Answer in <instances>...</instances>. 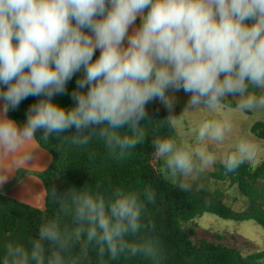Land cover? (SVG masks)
<instances>
[{"label":"clouds","instance_id":"1","mask_svg":"<svg viewBox=\"0 0 264 264\" xmlns=\"http://www.w3.org/2000/svg\"><path fill=\"white\" fill-rule=\"evenodd\" d=\"M138 16L141 24L129 34ZM81 69L71 94L75 106L54 103ZM0 85L6 86L0 88V162L26 166L37 130L46 140L73 127V143L86 145L98 135L123 156L146 139L140 122L148 103L159 99L171 110L169 90L191 94L187 109L203 105L214 112L228 97L237 98L241 110L264 109V0H0ZM29 96L40 99L21 126L7 114ZM232 127L227 117L205 119L195 129L196 143L158 137L154 155L173 175L202 172L216 162L208 145L223 144ZM258 151L240 136L222 159L225 170L256 160ZM7 179L0 175V184ZM52 195L61 206L70 202L75 232L48 220L29 245L7 244L2 264H79L73 236L82 240L83 256L92 246L100 257L158 262L155 225L144 222L139 192L117 188L105 198L72 188L58 197L53 188ZM143 195L154 201L151 190Z\"/></svg>","mask_w":264,"mask_h":264},{"label":"trees","instance_id":"2","mask_svg":"<svg viewBox=\"0 0 264 264\" xmlns=\"http://www.w3.org/2000/svg\"><path fill=\"white\" fill-rule=\"evenodd\" d=\"M99 55L96 50L93 60ZM83 75V69L74 74L66 85L65 94L55 95L53 102L65 109L74 107L76 101L71 94L78 90L76 82ZM0 88L6 86L0 85ZM79 90L86 92L87 88ZM250 91L260 94L258 89ZM39 99L40 97L29 96L16 110H10L8 117L22 126L26 122L29 106ZM222 103L235 106L231 99H225ZM146 111L147 118L140 122L146 133L145 141L123 156L113 154L98 135H93L86 145L73 143L71 136L75 134L74 127L63 134H53L46 140L41 137L43 129L37 130L36 141L40 147L50 152L52 162L48 169L36 174L46 189V208L41 210L21 204L30 225L29 234L36 238L40 226L48 220H57L61 228L67 227L73 233L78 227L73 222L70 202L61 206L52 195L53 188L58 197L75 188L78 192H99L105 198L120 188L135 190L141 194L146 205L144 222L155 225L151 234L158 240L159 260L154 262L139 255H121L114 260L107 253L100 257L96 249L89 246L88 264H263L264 250L249 253V250L257 247L247 239L237 234L211 232L193 224V221L204 213H211L236 222L253 220L264 228V161L257 165L245 162L234 172H227L222 164L218 166L217 172L212 173L218 181H228L231 186H237L248 199L249 208L244 212H236L223 203L224 194L221 191L185 190L169 182L160 173V158L154 155L152 141L159 137L179 142L173 124L168 119L169 115L158 99L148 103ZM251 130L256 138L264 140V122L255 123ZM125 133L126 130H121V134ZM23 174L24 171H20L14 183ZM146 190L154 192L153 202L145 199L143 194ZM0 203L10 205L15 201L0 193ZM17 226V218L5 214V231L12 233ZM81 243L82 240L78 241L73 236L72 256L84 259L86 256L82 255Z\"/></svg>","mask_w":264,"mask_h":264},{"label":"rangeland","instance_id":"3","mask_svg":"<svg viewBox=\"0 0 264 264\" xmlns=\"http://www.w3.org/2000/svg\"><path fill=\"white\" fill-rule=\"evenodd\" d=\"M168 95L174 97L173 106L171 110L165 106L159 99L160 104L165 108L167 114L174 117L173 127L177 135L178 142L187 140L191 143H196L195 129L205 119H219L227 117L232 122V132L228 139L223 144L208 145L209 151L216 156V162L204 169L202 172L193 173L187 176L180 174L173 175L167 168L163 158H160V173L172 184L179 186L188 185L187 189L192 191L205 190L214 192L221 191L223 196V203L236 212H244L250 206L248 199L242 195L237 186H231L228 181H218L212 176V173L218 171V166L222 165V159L225 154L233 150V145L240 136H247L251 138L259 148L256 160L246 162L250 165H257L264 161V140L256 138L252 133V126L257 122H264V109L256 110H241L238 107V101L235 97H228L235 102L232 107L228 104H221L214 112L204 108L203 105L196 109H187L188 101L191 94L185 93L183 89L179 91L169 90ZM193 224H197L202 229L215 233H229L237 234L249 242L254 244L257 249L249 250V253L264 250V228L253 220L236 222L233 220H225L211 213H204L203 215L194 219ZM89 255L81 259L79 264H88ZM264 264V259L262 260Z\"/></svg>","mask_w":264,"mask_h":264},{"label":"crops","instance_id":"4","mask_svg":"<svg viewBox=\"0 0 264 264\" xmlns=\"http://www.w3.org/2000/svg\"><path fill=\"white\" fill-rule=\"evenodd\" d=\"M147 9L145 10V13ZM141 24L138 16L135 24L129 27V34L137 29ZM127 41H125V46ZM100 53V50L97 49ZM3 99L0 98V110L3 107ZM26 151L33 152L32 158L27 162L26 166H17L10 159L0 162V175H8L7 182L0 184V193L13 199L15 203L3 205L0 203V260H2L4 249L7 244L21 243L29 245L34 239L29 234V223L25 218V209L22 205L32 206L41 210L46 208V189L43 182L36 175L39 172L49 168L52 162V155L47 150L35 143ZM20 171H24L19 181L14 183V179ZM22 204V205H21ZM5 214H11L18 220V226L12 233H7L4 227Z\"/></svg>","mask_w":264,"mask_h":264}]
</instances>
